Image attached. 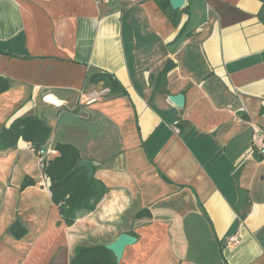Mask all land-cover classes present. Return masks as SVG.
<instances>
[{
	"label": "crops",
	"instance_id": "crops-1",
	"mask_svg": "<svg viewBox=\"0 0 264 264\" xmlns=\"http://www.w3.org/2000/svg\"><path fill=\"white\" fill-rule=\"evenodd\" d=\"M99 71L126 94L87 104ZM0 78V131L37 115L42 152L74 145L110 188L69 226L30 143L0 150V264H70L125 232L118 264H264V0H0Z\"/></svg>",
	"mask_w": 264,
	"mask_h": 264
},
{
	"label": "trees",
	"instance_id": "trees-1",
	"mask_svg": "<svg viewBox=\"0 0 264 264\" xmlns=\"http://www.w3.org/2000/svg\"><path fill=\"white\" fill-rule=\"evenodd\" d=\"M102 83L112 94H126L120 81L111 74L103 71L96 72L90 77V84ZM10 88L7 79L0 78V94ZM53 128L37 115H24L16 118L9 127L0 131V150L14 147L20 138L30 143L37 155L49 143ZM54 154L46 164L45 172L50 177L52 200L58 205L62 220L67 225H73L82 210L94 211L100 202L110 192L101 180L93 176L88 180L87 171L80 166L79 150L71 144L59 143ZM253 149L257 148L253 145ZM264 154L259 155L263 158ZM32 181L23 182V188ZM18 223L13 224L16 231ZM23 235V234H22ZM22 235H16L21 238ZM70 264H118L113 252L105 245L78 246Z\"/></svg>",
	"mask_w": 264,
	"mask_h": 264
},
{
	"label": "water",
	"instance_id": "water-1",
	"mask_svg": "<svg viewBox=\"0 0 264 264\" xmlns=\"http://www.w3.org/2000/svg\"><path fill=\"white\" fill-rule=\"evenodd\" d=\"M173 9H179L185 4V0H170ZM170 100L178 107L183 108L185 105V95L182 93L171 95ZM80 166L85 168L90 180L95 175V168L92 161L88 159H80ZM137 237L130 233H122L115 241L106 244V248L113 252L117 262H120L123 258L124 251L127 246L133 245L137 242Z\"/></svg>",
	"mask_w": 264,
	"mask_h": 264
},
{
	"label": "built area",
	"instance_id": "built-area-1",
	"mask_svg": "<svg viewBox=\"0 0 264 264\" xmlns=\"http://www.w3.org/2000/svg\"><path fill=\"white\" fill-rule=\"evenodd\" d=\"M98 1H107V0H98ZM109 92H110V89L108 87H103V88L85 93L86 95L85 94L84 95L86 96V103L91 104L98 100H101ZM177 124H178V121H175L173 123V127L175 131L179 132L180 130L177 127ZM253 139H254V146L257 148V150L264 151V134L261 133V131L258 128H255ZM54 154H56L55 149H49L47 152L37 153L38 166H39V169L41 170L43 180L45 181L48 187H50L51 185V180H50V177L45 172V167H46L47 161ZM231 240L234 243H238L237 237H232Z\"/></svg>",
	"mask_w": 264,
	"mask_h": 264
}]
</instances>
